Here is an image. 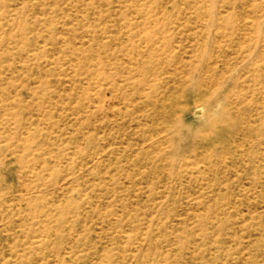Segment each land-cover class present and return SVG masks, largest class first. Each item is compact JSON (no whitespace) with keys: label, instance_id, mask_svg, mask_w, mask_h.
Returning a JSON list of instances; mask_svg holds the SVG:
<instances>
[{"label":"rangeland","instance_id":"1","mask_svg":"<svg viewBox=\"0 0 264 264\" xmlns=\"http://www.w3.org/2000/svg\"><path fill=\"white\" fill-rule=\"evenodd\" d=\"M0 264H264V0H0Z\"/></svg>","mask_w":264,"mask_h":264},{"label":"bare ground","instance_id":"2","mask_svg":"<svg viewBox=\"0 0 264 264\" xmlns=\"http://www.w3.org/2000/svg\"><path fill=\"white\" fill-rule=\"evenodd\" d=\"M151 15V14H150ZM194 29V28H193ZM118 71V70H117ZM119 78V77H118ZM118 80V79H117ZM218 90H220V89H218ZM99 92V91H98ZM125 94V93H124ZM103 97V96H102ZM100 98V97H99ZM102 99V98H101ZM106 99V98H105ZM70 102V101H69ZM111 104H113V103H111ZM114 107V106H113ZM84 108V107H83ZM90 116V115H89ZM114 118V117H113ZM102 153V152H101ZM248 189V188H247Z\"/></svg>","mask_w":264,"mask_h":264}]
</instances>
